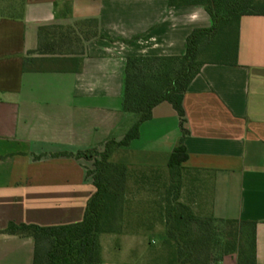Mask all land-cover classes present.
Returning <instances> with one entry per match:
<instances>
[{
    "label": "crops",
    "instance_id": "0c3cea01",
    "mask_svg": "<svg viewBox=\"0 0 264 264\" xmlns=\"http://www.w3.org/2000/svg\"><path fill=\"white\" fill-rule=\"evenodd\" d=\"M89 21L101 37L85 39ZM212 27L198 0H0V264H34L32 238L1 233L11 224L83 221L97 192L87 175L93 162L66 155L102 153L138 122L123 110L127 58L184 56L192 33ZM41 28L75 29L79 51L66 43L62 50L73 53L30 55ZM183 108L184 139L176 111L163 103L111 156L134 172L120 233L100 236L103 264H163L147 261L163 229H150L153 190L144 174L158 172L164 192L181 144L188 159L180 202L200 217L256 223L264 264V16L241 18L237 65H205Z\"/></svg>",
    "mask_w": 264,
    "mask_h": 264
},
{
    "label": "trees",
    "instance_id": "16d2710c",
    "mask_svg": "<svg viewBox=\"0 0 264 264\" xmlns=\"http://www.w3.org/2000/svg\"><path fill=\"white\" fill-rule=\"evenodd\" d=\"M213 20L211 29L196 30L187 39L181 57L127 58L123 110L138 117V122L117 143L110 141L102 153L97 150L66 155L76 160L93 162L92 177L96 194L89 200L84 219L71 226L41 228L11 224L4 234L30 237L35 243L34 264H103L100 236L117 234L125 212V194L131 188L133 170L110 162L119 149L138 138L142 123L152 118L153 110L169 103L176 111L183 139L187 136L183 108L185 94L193 80L207 64L237 65L239 28L244 16H264V0H198ZM86 36L101 37L96 21ZM81 42L73 28H41L39 48L30 55H55L62 45ZM73 53L74 51L67 50ZM188 156L181 144L168 164L170 182L161 190L158 172L144 174V183L153 190L150 202V229H163L162 243L176 246V254L168 264H220L227 257H236L237 264H257L256 228L254 222L217 220L200 217L180 202V171ZM136 179V178H135ZM138 181V180H137ZM132 185V187L137 185ZM154 234H156L154 232Z\"/></svg>",
    "mask_w": 264,
    "mask_h": 264
},
{
    "label": "rangeland",
    "instance_id": "374dc122",
    "mask_svg": "<svg viewBox=\"0 0 264 264\" xmlns=\"http://www.w3.org/2000/svg\"><path fill=\"white\" fill-rule=\"evenodd\" d=\"M55 55H67L65 50L56 52ZM150 248L155 250L154 253L147 259L149 263L168 264L169 260L176 254V246L162 243L160 236L151 238Z\"/></svg>",
    "mask_w": 264,
    "mask_h": 264
}]
</instances>
